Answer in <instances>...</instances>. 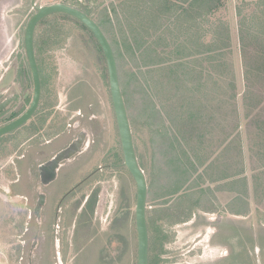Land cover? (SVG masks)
Returning a JSON list of instances; mask_svg holds the SVG:
<instances>
[{
	"label": "rangeland",
	"instance_id": "rangeland-1",
	"mask_svg": "<svg viewBox=\"0 0 264 264\" xmlns=\"http://www.w3.org/2000/svg\"><path fill=\"white\" fill-rule=\"evenodd\" d=\"M81 1L14 0L5 4L3 24L6 51L0 66V77L3 75L0 109L5 110V114L0 117V126L11 120L18 110L24 111L28 102L23 103L22 97L26 95L30 99L34 92L33 79L28 77L31 76V72L24 48V35L27 24L36 13L37 7L56 2L78 4ZM241 1L243 0H228L225 7V13H228L230 25L235 33L238 32V22H240L236 16V8ZM85 2L91 9H94L92 16L95 17L96 15L99 16L100 13L97 9H103L106 5L109 7L112 2L118 3V0H85ZM243 8L245 11L248 10L250 21L254 22L252 21L253 14H257L258 11V9L256 11V6L245 4ZM47 21L38 28V35L41 36L50 28V22ZM65 25L69 30L71 29V33H67L61 46L58 45L45 51V46L40 40L41 37H38L41 48L39 62H41V72L44 79L43 92L45 97L35 118L45 117V109H51L50 121L47 123L53 125L44 131L45 133L41 134L42 131L40 132L42 135L40 141L44 144L47 139H52V144L45 147L32 144L30 139L35 134L34 131L46 126L39 123L35 118L28 125L0 137V264H53V261L58 259L56 257L59 255L51 256L49 251L47 253L43 251L44 255L41 256L39 253L33 259H30L29 255L32 238L37 228L32 215L34 180L30 166L33 162L38 164L44 160L47 155L59 149L63 143H67L78 132V129H71V127L70 129L65 127L64 132H55L57 124L55 120L58 118L68 119L77 116V112H81L77 117L83 120L81 126L87 130L91 139L88 150L79 158V163L83 165L82 169L76 173L74 171L70 178L84 176L92 167L116 163L117 166L107 167L108 169H105L102 172L103 175L98 176L93 184L94 190L96 185H100L99 199L101 204L99 205V213L111 215L116 213L121 218L120 216L125 215L130 208L131 219H136L137 187L134 178L123 164L124 156L110 92L105 55L102 57L99 48L95 47V44L88 39L82 29L71 23ZM233 42L236 44V36H233ZM43 54L45 57L42 56ZM235 57H237L235 58L236 63L240 64V58ZM22 67L23 72L19 75L18 71ZM236 69L239 86H241V71L237 66ZM27 71L29 72L28 76L24 74ZM79 81L88 84L83 87V96L76 95L74 92ZM129 97L131 98V95ZM154 98L157 99L158 97ZM239 98V111H242L239 118L241 124L244 125L248 117L241 95ZM157 101L158 105L162 106L161 99L158 98ZM130 102V112L135 119L131 122L135 147L149 186L147 218L150 236V264H264V201L257 199L253 191L249 189L247 200L249 213L239 217L229 214L227 212L228 203L232 201L233 197L240 194L238 193L240 187L238 184H229L233 177L215 180L219 175L218 173L228 171L226 166H231L233 159L228 154L226 166L219 162L216 157L222 149L220 144L215 153L214 151H205L204 146L209 142L206 137L209 135L217 137L215 135L219 128L221 130V127L216 128L213 132L208 131L206 136L203 135L201 138V145L203 146L199 148V152L203 161L206 157L208 160L203 164L196 163L195 169L191 166H183V168L188 169L187 184L179 192L191 193L196 191L198 194L201 192V196L206 201L214 203L213 206L209 208L196 207L189 219L179 222L172 223V218L168 215H160L162 219L154 221L157 214L155 218H152L151 214H155V211L161 214V204L165 200L174 202L178 197L177 194L179 193H171L177 184L172 185V183L178 180L175 171L182 169L178 164L182 157L178 154L177 161L174 158L168 159L169 178L165 180V183L162 182L163 178L159 177L156 169L157 161L152 146L155 143L158 151L163 147H171L174 138H167L166 143L156 137L152 138V125L151 127L148 126L146 118L143 117L145 114L139 112L142 109L137 97H132ZM207 105L210 104L204 105L202 110ZM223 105L224 103H216L217 111L213 108L214 114L217 113L215 116L219 118L222 116ZM179 107L181 106L179 105ZM169 111L172 114L165 117L166 125L171 121V117H175L176 120L177 117L180 118V115L175 113L173 106ZM138 114L143 118H139ZM187 119H189V115ZM226 119L230 122L229 117ZM234 119L232 118V125H234ZM159 123L156 122V128L162 131L164 127L162 118ZM193 130L192 127L191 131ZM175 132L177 135L178 130ZM44 134L45 136H43ZM169 136L174 137L171 133ZM190 136L195 135L190 134ZM244 137L246 138V136ZM177 151L179 152L178 148ZM191 156V160L196 161V153L191 154ZM191 160L189 159L188 162L190 163ZM248 161V157H245V174L249 177L251 188L252 170ZM77 173L78 175H76ZM171 186L173 187L171 188ZM58 187L59 183L53 185V189L58 190ZM68 188L67 186L63 190L66 191ZM230 189L232 190L230 191ZM91 193L92 188L87 189L86 194ZM115 225L119 227L117 223ZM133 236L132 246L126 255V261L131 260L130 264H138V234L135 232ZM77 242L82 245L81 242ZM97 245L98 242L90 243L84 248L83 254H78L76 263L101 264V260L98 258ZM75 252V247L72 248L71 246L64 258L65 261L61 264H71ZM111 252H115L116 256L118 253L117 246ZM38 259L40 262H37Z\"/></svg>",
	"mask_w": 264,
	"mask_h": 264
},
{
	"label": "trees",
	"instance_id": "trees-1",
	"mask_svg": "<svg viewBox=\"0 0 264 264\" xmlns=\"http://www.w3.org/2000/svg\"><path fill=\"white\" fill-rule=\"evenodd\" d=\"M227 3L228 0H118V3L112 2L109 7L106 5L103 9H97L100 13L95 17L92 16L94 9L85 0L70 5L93 17L111 42L131 122L135 119L130 112V99L137 97L142 109L139 112L145 114L143 117L147 125H152V138L156 137L165 143L167 138H174L171 147H163L158 151L155 143L152 146L157 161L156 169L164 183L170 173L167 169L168 159L177 161L178 154L182 157L178 163L182 169L175 171L178 180L172 183L177 184L171 194L179 193L187 184L188 169L183 166L195 169L196 163L207 162L208 157L203 161L199 152L203 146V135L224 125L222 130L225 139L209 140L204 146L205 151L215 153L220 144L225 155L229 154L233 159L231 166L225 165L228 157L223 163L229 170L236 165L234 160L237 155V161L241 163L247 154L253 172V194L264 201V0H243L237 5L236 16L240 21L236 32L238 35L230 25L228 13H225ZM245 4L256 6V11L258 9L252 17L254 22L250 21L248 10L243 8ZM47 20L50 28L41 36L38 35V28ZM70 23L82 29L104 57L97 38L84 23L68 14L56 13L42 20L36 28L35 50L38 61L41 49L38 37H41L45 51L61 46L67 33H71V29L65 27V24ZM233 36L237 37L236 44ZM235 56L240 58V64L236 63ZM236 66L241 71V86ZM84 85L88 84L79 81L78 87L74 89L76 95L83 96ZM240 95L248 117L244 125L239 118L242 112L238 104ZM154 97L161 99L162 106L158 105V98ZM216 103H224L222 123L213 111L217 107ZM206 104L212 105V110L210 105L202 110ZM172 106L180 118L176 120L170 116L171 121L166 125L165 117L172 114L169 111ZM138 117L143 118L139 114ZM227 117L231 121L235 118L234 125L231 121L226 123ZM161 118L164 131L156 128V122L159 123ZM175 130H178L177 135ZM169 133L174 137L169 136ZM246 148L248 153L245 154ZM193 153H196V161L191 160ZM245 168L235 175L218 173L215 180L233 177L229 183L238 184L240 194L228 203L227 210L242 215L249 213L247 200L250 181L244 174ZM177 196L174 202L165 200L161 204V214L158 211L151 214L152 218L157 214L154 221L168 215L172 223L179 222L189 219L196 207L209 208L214 204L206 201L201 192H181ZM236 201L237 204H234Z\"/></svg>",
	"mask_w": 264,
	"mask_h": 264
},
{
	"label": "flooded vegetation",
	"instance_id": "flooded-vegetation-1",
	"mask_svg": "<svg viewBox=\"0 0 264 264\" xmlns=\"http://www.w3.org/2000/svg\"><path fill=\"white\" fill-rule=\"evenodd\" d=\"M11 1L14 0H0V66L2 65V60L6 51L3 24L4 6ZM38 65L42 83L39 105L31 118L15 130L28 125L35 118L37 111L40 109L42 101L44 100V79L39 61ZM22 72L23 70H19V75L22 74ZM24 74L28 76L29 72H24ZM2 76L0 77L1 99L3 92L1 91ZM28 77L33 79L32 72L31 76L29 75ZM33 97L34 92L30 99L24 95L22 101L23 103L28 102L27 108L24 109V111L18 110L14 117L4 124L21 116L31 105ZM45 111V117L35 119L46 126L36 129L34 131L35 134L30 139L32 144L43 147L52 144V139H47L44 144L40 141V137L42 136L40 135V132L42 131L41 134L45 133L44 131H47L49 127L53 125L47 123L50 121L49 113L51 109L46 108ZM4 114L5 110L0 109V117ZM80 114L81 112H77V116ZM77 116L68 119L63 117L55 120L57 123L55 132H64L66 129H70V127L71 129H78V132H76L67 143H63L59 149L52 152L50 155H47L44 160L38 164L33 162L31 164L32 166H30V169H33H31V173L33 174L34 180L32 215L37 226L29 250L30 259L35 258L39 253H41V256L44 255L45 253L43 251H46V253L49 251L51 252V256H60L56 257L58 259L51 257L55 259L53 264H61L65 261L64 258L67 255V251L72 246V248L75 247L76 252L71 260V264H77L76 258L78 254H83V249L90 243L98 242V258H100L101 264H130L131 260L126 261V255L130 252L132 246V240L134 238L133 233L135 234L136 232V234H138L136 219H131L130 208L125 215L120 216L121 218H119L116 213H113L112 215L109 213H99V205L101 204V200L99 199L100 185H96V189H93V184L96 182L95 180L98 176L100 177V175H103L102 172L105 171V169L117 166V164L108 163L96 168L92 167L86 175L80 176L81 178L79 176H77V178H70L74 171L76 173L82 169L81 167L83 165L79 163V158L88 150L91 142L87 130L81 126L83 120ZM10 133L11 132L5 135ZM43 136H45V134ZM72 144H75L73 153L67 158L54 162V159L59 152ZM43 165H45V167L41 169ZM76 175H78V173ZM67 178L69 179L65 181ZM56 183H59L58 190L53 189V185ZM98 184H100V181H98ZM67 186L69 188L64 191L63 189ZM89 188H92V193L86 194V191ZM39 203L41 206H39ZM38 210H40V213H37ZM115 223H117L119 227H117ZM77 241L81 242L82 245H79ZM116 246L118 253L115 256V252L111 251ZM37 262H40V260L38 259Z\"/></svg>",
	"mask_w": 264,
	"mask_h": 264
},
{
	"label": "water",
	"instance_id": "water-1",
	"mask_svg": "<svg viewBox=\"0 0 264 264\" xmlns=\"http://www.w3.org/2000/svg\"><path fill=\"white\" fill-rule=\"evenodd\" d=\"M56 13L68 14L84 23L94 33L105 55L109 74L110 92L123 150L124 165L134 178L137 187L135 214L138 233V264H150V236L147 218L149 186L147 176L139 163L129 111L122 91L118 64L113 46L101 26L90 15L77 7L63 2H56L37 7L36 13L31 17L27 24L24 35L26 58L32 72L34 83L33 101L21 116L0 126V137L26 123L39 105L42 83L35 50V32L38 24L42 20ZM74 147L75 144H72L63 149L55 157L54 162H58L59 160L70 156L73 153ZM44 167L45 165H43L41 169ZM39 206H41L40 203ZM38 212L40 213V210H38L37 213Z\"/></svg>",
	"mask_w": 264,
	"mask_h": 264
},
{
	"label": "crops",
	"instance_id": "crops-1",
	"mask_svg": "<svg viewBox=\"0 0 264 264\" xmlns=\"http://www.w3.org/2000/svg\"><path fill=\"white\" fill-rule=\"evenodd\" d=\"M215 109H216V111H217V107H215ZM217 115V114H216ZM217 117V116H216ZM218 119H220V121H221V123H222V121L224 120V117H217ZM231 121V120H230ZM220 123V124H221ZM227 124L229 123V121L227 120V122H226ZM231 123V122H230ZM241 123V122H240ZM219 124V125H220ZM224 126V125H223ZM223 126H221V130H220V128H219V130H218V133L215 135V136H217V137H214L213 135H209V137H212V138H209V137H206V140L208 141V140H210V141H222V140H224L225 139V134L223 133V130H222V127ZM212 131V130H211ZM223 135V136H222ZM209 138V139H208ZM221 143V142H220ZM246 153H248V151H246L245 152V154ZM237 155V154H236ZM238 157H239V155H237ZM237 156H236V160H234V161H236L235 163H236V165L234 166V168H232L231 170H229L228 169V171L227 172H220L222 175H224V174H233V175H235L236 173H238L240 170H243L244 169V167L246 166L245 165V162H241V163H239L237 160ZM227 157L228 156H226L225 155V153L223 152V150L221 149V151L219 152V155H218V157H217V159L219 160V162H221V164H223L224 163V161L227 159ZM245 157H248V155L246 154L245 155ZM248 164H249V161H248ZM250 165V164H249ZM219 173V174H220ZM245 174V173H244ZM252 174H253V172H252ZM243 174H241L240 176H242ZM215 176V175H214ZM240 176H238V177H240ZM263 176H264V174H263ZM232 177V176H231ZM236 177V176H235ZM238 177H237V179H238ZM251 179H252V177H251ZM230 184V183H229ZM251 190H252V188H250ZM232 189H230V191H231ZM237 195V194H236ZM234 198V197H233ZM232 198V199H233ZM231 199V200H232ZM230 203H231V201H230ZM234 204H237V201H236V203H234ZM227 212L229 213V214H231V215H235L236 217H239V216H241L242 214H239V213H233V212H230L229 210H227Z\"/></svg>",
	"mask_w": 264,
	"mask_h": 264
}]
</instances>
